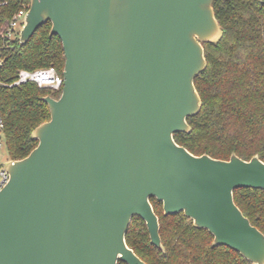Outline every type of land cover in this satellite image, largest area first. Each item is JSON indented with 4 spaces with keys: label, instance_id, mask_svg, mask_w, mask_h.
I'll list each match as a JSON object with an SVG mask.
<instances>
[{
    "label": "water",
    "instance_id": "95a60500",
    "mask_svg": "<svg viewBox=\"0 0 264 264\" xmlns=\"http://www.w3.org/2000/svg\"><path fill=\"white\" fill-rule=\"evenodd\" d=\"M214 2L31 0L20 41L51 21L64 85L44 96L51 117L32 132L37 146L5 161L0 264H147L126 234L142 216L163 247L152 196L264 264V232L234 195L264 189V160L195 154L175 139L203 105L204 42L223 35Z\"/></svg>",
    "mask_w": 264,
    "mask_h": 264
},
{
    "label": "trees",
    "instance_id": "16d2710c",
    "mask_svg": "<svg viewBox=\"0 0 264 264\" xmlns=\"http://www.w3.org/2000/svg\"><path fill=\"white\" fill-rule=\"evenodd\" d=\"M24 2L31 0H0V111L13 159L25 157L37 146L32 132L51 117L44 96L58 98L63 87L7 83L18 77L21 68L54 65L63 75L66 64L62 39L51 34V21L26 44L18 37L7 39L8 24ZM214 8L223 35L216 42H204L207 66L195 78L203 105L188 117L192 129L176 132L175 139L195 154L223 159L233 153L245 159L258 154L264 160V2L215 0ZM234 195L245 215L264 232V189L241 187ZM151 201L159 216L163 247L152 242L142 216L132 218L126 234L129 246L147 264H254L240 251L214 244V234L197 226L184 211L165 213L162 200L152 196Z\"/></svg>",
    "mask_w": 264,
    "mask_h": 264
},
{
    "label": "built area",
    "instance_id": "2783aa9c",
    "mask_svg": "<svg viewBox=\"0 0 264 264\" xmlns=\"http://www.w3.org/2000/svg\"><path fill=\"white\" fill-rule=\"evenodd\" d=\"M4 1L3 3H5ZM30 3L24 2L23 5L14 13L11 18L5 36L7 39L20 38V32L25 22L26 14L29 10ZM3 63V56L0 55V65ZM34 81L42 87L60 89L64 85V76L59 72L56 66L49 65L35 69L21 68L18 77L9 86L18 85L23 82ZM4 118L0 111V150L4 138ZM9 160V159H8ZM10 173L5 167V162H0V190L9 181Z\"/></svg>",
    "mask_w": 264,
    "mask_h": 264
},
{
    "label": "rangeland",
    "instance_id": "374dc122",
    "mask_svg": "<svg viewBox=\"0 0 264 264\" xmlns=\"http://www.w3.org/2000/svg\"><path fill=\"white\" fill-rule=\"evenodd\" d=\"M8 159H13V158L10 157V153H9L6 141L3 140V145H2V148L0 150V162H5Z\"/></svg>",
    "mask_w": 264,
    "mask_h": 264
}]
</instances>
